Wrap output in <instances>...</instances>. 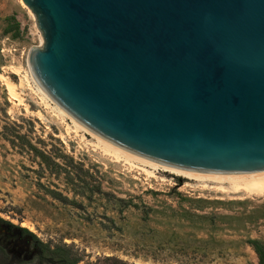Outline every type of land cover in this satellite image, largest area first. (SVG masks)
I'll use <instances>...</instances> for the list:
<instances>
[{
  "label": "water",
  "instance_id": "water-1",
  "mask_svg": "<svg viewBox=\"0 0 264 264\" xmlns=\"http://www.w3.org/2000/svg\"><path fill=\"white\" fill-rule=\"evenodd\" d=\"M27 71L63 116L139 160L264 172V0H20Z\"/></svg>",
  "mask_w": 264,
  "mask_h": 264
},
{
  "label": "rangeland",
  "instance_id": "rangeland-1",
  "mask_svg": "<svg viewBox=\"0 0 264 264\" xmlns=\"http://www.w3.org/2000/svg\"><path fill=\"white\" fill-rule=\"evenodd\" d=\"M42 40L20 0H0V249L13 264H37L18 229L79 264H256L246 240L264 242V195L104 154L30 77Z\"/></svg>",
  "mask_w": 264,
  "mask_h": 264
},
{
  "label": "bare ground",
  "instance_id": "bare-ground-1",
  "mask_svg": "<svg viewBox=\"0 0 264 264\" xmlns=\"http://www.w3.org/2000/svg\"><path fill=\"white\" fill-rule=\"evenodd\" d=\"M9 90L13 91L10 88V86H9ZM75 126L77 128H80L76 124H75ZM96 145L99 147V149H101V151L104 154H107L108 156L112 157L113 160L115 159V160L131 161V160L135 159V160H138L142 163L153 166V168H155V166H159V167L171 172L172 174L174 173L175 175L184 176V177H187L189 179H193V180H197V181H201V182H215V183H219V184L224 183V184H226V186L219 185V187H222L224 190L227 189L231 192H241L247 196L248 195H255V196L264 195V172L252 173V174H238V175H200V174L175 170V169H171V168H167V167H163L160 165H156V164H152V163H148V162L139 160L137 158L131 157L129 155H126L122 152H119L117 150H114V149L108 147L107 145H105L104 143L99 141L98 139H96ZM125 164H127V163H125ZM132 164H134V163H132ZM127 165H129V164H127ZM161 168H160V170H161ZM21 225L25 226L24 223H21Z\"/></svg>",
  "mask_w": 264,
  "mask_h": 264
},
{
  "label": "trees",
  "instance_id": "trees-1",
  "mask_svg": "<svg viewBox=\"0 0 264 264\" xmlns=\"http://www.w3.org/2000/svg\"><path fill=\"white\" fill-rule=\"evenodd\" d=\"M13 31V34L17 33V23H14L13 25H9L7 28L4 29V32H10ZM40 158H44V155L42 153H38ZM0 222L1 221L0 219ZM23 232L27 233L31 236V238L34 240V243L36 244V247L39 250V253L37 255V264H79L77 260H69L68 257L61 255L57 248H49L45 243L40 242L37 240L34 235L29 233L26 229H21ZM246 243L251 247L253 253L256 257V264H264V242L259 241L256 238H249L246 240ZM84 264H99L95 262H88ZM120 264H126V263H120Z\"/></svg>",
  "mask_w": 264,
  "mask_h": 264
},
{
  "label": "flooded vegetation",
  "instance_id": "flooded-vegetation-1",
  "mask_svg": "<svg viewBox=\"0 0 264 264\" xmlns=\"http://www.w3.org/2000/svg\"><path fill=\"white\" fill-rule=\"evenodd\" d=\"M18 232L20 235H23V236H26L27 239L32 243L33 247H35L36 249V253L38 255L39 253V250L38 248L36 247V244L34 243V240L31 238L30 235H28L27 233L23 232L21 229H18ZM36 255V256H37ZM4 261H7V263H3V264H13L14 262H18L16 261V259L10 255H8L5 250L3 249H0V262H4ZM21 262V261H20Z\"/></svg>",
  "mask_w": 264,
  "mask_h": 264
}]
</instances>
